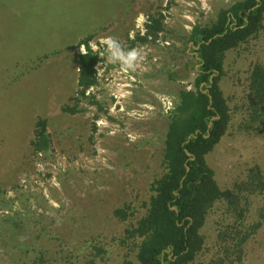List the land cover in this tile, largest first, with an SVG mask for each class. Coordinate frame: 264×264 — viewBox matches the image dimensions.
Masks as SVG:
<instances>
[{"label": "rangeland", "instance_id": "rangeland-1", "mask_svg": "<svg viewBox=\"0 0 264 264\" xmlns=\"http://www.w3.org/2000/svg\"><path fill=\"white\" fill-rule=\"evenodd\" d=\"M235 1L0 0V264H88L95 245L105 251L98 264H139L113 211L124 203L136 216L144 211L148 185L162 170L169 111L195 77L187 36ZM152 18L161 19L162 31L137 40ZM91 33L97 82L81 97L75 54L86 48L76 45ZM104 37L140 52L134 71L101 57ZM254 62L264 65V28L225 58L220 85L237 109L206 156L222 188L254 165L264 170V133L239 129ZM39 118L46 120L49 148L34 153ZM263 200L252 198L247 222L256 220ZM223 207L211 211L205 247L191 264H226L215 244ZM242 264H264V222L244 244Z\"/></svg>", "mask_w": 264, "mask_h": 264}, {"label": "trees", "instance_id": "trees-1", "mask_svg": "<svg viewBox=\"0 0 264 264\" xmlns=\"http://www.w3.org/2000/svg\"><path fill=\"white\" fill-rule=\"evenodd\" d=\"M263 28L264 0H237L219 9L209 24L191 27L187 41L196 59L195 77L192 88L179 89L177 101L169 111L161 173L150 181L148 197L142 201L144 211L138 216L131 203L113 211V216L126 224L124 240L130 242L139 264L193 263L205 247L202 230L218 203L224 207L217 221L215 244L222 251L224 263L242 264L244 244L264 222V200L257 208L256 220L247 222L252 198H264V170L254 165L244 179L222 188L206 156L227 133L237 109L230 107L220 85L226 55L257 38ZM160 31L161 19L152 18L145 24V35L136 39L146 41ZM90 40L91 35L76 45L86 48L85 53L75 54L77 95L81 97L97 82V56L89 46ZM170 76L176 77L172 73ZM241 106L244 116L239 129L264 133V65L260 62L252 63L248 69ZM76 110L63 108L65 112ZM30 144L34 153L48 150L45 119L36 120ZM104 253L101 247L93 246V258L88 264H98L95 257ZM122 264L132 261L126 259Z\"/></svg>", "mask_w": 264, "mask_h": 264}, {"label": "clouds", "instance_id": "clouds-1", "mask_svg": "<svg viewBox=\"0 0 264 264\" xmlns=\"http://www.w3.org/2000/svg\"><path fill=\"white\" fill-rule=\"evenodd\" d=\"M143 20L141 15L138 18L137 25ZM99 45L104 48V53L101 57L108 62L118 64L125 71H134L136 64L140 58V52L136 49H125L119 40L113 37H104L99 41ZM89 46L93 51H97L98 45L95 41H90ZM84 51L83 49H80Z\"/></svg>", "mask_w": 264, "mask_h": 264}, {"label": "crops", "instance_id": "crops-1", "mask_svg": "<svg viewBox=\"0 0 264 264\" xmlns=\"http://www.w3.org/2000/svg\"><path fill=\"white\" fill-rule=\"evenodd\" d=\"M92 34H93V33H91L90 35H92ZM86 37H87V36H86ZM86 37H85V38H86Z\"/></svg>", "mask_w": 264, "mask_h": 264}, {"label": "built area", "instance_id": "built-area-1", "mask_svg": "<svg viewBox=\"0 0 264 264\" xmlns=\"http://www.w3.org/2000/svg\"><path fill=\"white\" fill-rule=\"evenodd\" d=\"M86 51H84L83 53H85Z\"/></svg>", "mask_w": 264, "mask_h": 264}]
</instances>
